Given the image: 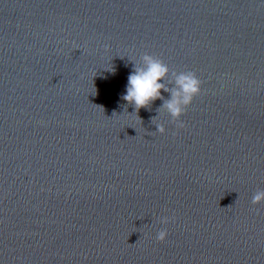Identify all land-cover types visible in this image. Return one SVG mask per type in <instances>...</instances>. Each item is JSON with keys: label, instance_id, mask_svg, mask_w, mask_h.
<instances>
[{"label": "water", "instance_id": "1", "mask_svg": "<svg viewBox=\"0 0 264 264\" xmlns=\"http://www.w3.org/2000/svg\"><path fill=\"white\" fill-rule=\"evenodd\" d=\"M261 189L264 0H0V264H264Z\"/></svg>", "mask_w": 264, "mask_h": 264}, {"label": "clouds", "instance_id": "2", "mask_svg": "<svg viewBox=\"0 0 264 264\" xmlns=\"http://www.w3.org/2000/svg\"><path fill=\"white\" fill-rule=\"evenodd\" d=\"M142 64L137 67L128 77L127 91L123 99L134 105L135 112L141 108L148 107L154 100L162 98L161 89L171 92V98L164 105L168 113L176 122L177 126L183 128L184 122L180 117L194 97L200 92L201 81L194 72H180L176 75L174 87L169 88L161 80L166 78L169 67L161 59L150 54L142 56ZM158 131L163 133L165 127L158 125ZM264 201V189L258 190L252 203L257 204ZM169 217H164L163 222L168 223ZM168 235L167 229H162L157 234V239L163 241Z\"/></svg>", "mask_w": 264, "mask_h": 264}]
</instances>
